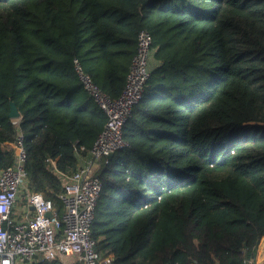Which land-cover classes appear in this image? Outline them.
Segmentation results:
<instances>
[{"label": "trees", "instance_id": "1", "mask_svg": "<svg viewBox=\"0 0 264 264\" xmlns=\"http://www.w3.org/2000/svg\"><path fill=\"white\" fill-rule=\"evenodd\" d=\"M141 29L158 65L128 144L96 169L99 250L119 264H251L264 235V0H0V141L16 135L14 101L31 187L62 213L57 171L75 170V148L107 122L75 62L115 98ZM13 159L0 150V171Z\"/></svg>", "mask_w": 264, "mask_h": 264}, {"label": "built area", "instance_id": "2", "mask_svg": "<svg viewBox=\"0 0 264 264\" xmlns=\"http://www.w3.org/2000/svg\"><path fill=\"white\" fill-rule=\"evenodd\" d=\"M136 44L127 83L115 98L92 81L78 60L75 62L85 89L104 110L107 122L87 151H82L84 146L75 148V170L57 171L63 182L59 196L64 204L62 213L43 192L31 187L23 116L13 118L16 135L0 141L1 152L14 156V162L0 171V264H31L44 259L59 260L62 264H119L115 254L99 250V241L92 235L102 190L96 169L102 157L128 144L123 135L124 125L144 96L154 69L151 32L141 29ZM52 161L56 165L57 160ZM23 197L26 215L20 219L17 209ZM253 250L249 263L264 264V235Z\"/></svg>", "mask_w": 264, "mask_h": 264}, {"label": "crops", "instance_id": "3", "mask_svg": "<svg viewBox=\"0 0 264 264\" xmlns=\"http://www.w3.org/2000/svg\"><path fill=\"white\" fill-rule=\"evenodd\" d=\"M154 52H155V48H154ZM152 62H153L154 68H155L158 65V61L155 58V54L154 53H153ZM24 201H25V197H23V200H20L19 205H18V209H17V216L20 219H24V215H26Z\"/></svg>", "mask_w": 264, "mask_h": 264}, {"label": "water", "instance_id": "4", "mask_svg": "<svg viewBox=\"0 0 264 264\" xmlns=\"http://www.w3.org/2000/svg\"><path fill=\"white\" fill-rule=\"evenodd\" d=\"M9 104H10V112H9L10 117L15 118L20 116V111L18 109L17 104H15L14 101H10Z\"/></svg>", "mask_w": 264, "mask_h": 264}]
</instances>
